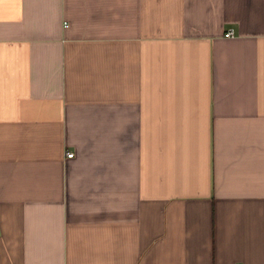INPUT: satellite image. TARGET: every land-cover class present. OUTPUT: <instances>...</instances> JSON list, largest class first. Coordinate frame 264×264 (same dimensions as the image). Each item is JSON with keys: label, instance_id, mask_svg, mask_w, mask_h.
Wrapping results in <instances>:
<instances>
[{"label": "crops", "instance_id": "0c3cea01", "mask_svg": "<svg viewBox=\"0 0 264 264\" xmlns=\"http://www.w3.org/2000/svg\"><path fill=\"white\" fill-rule=\"evenodd\" d=\"M0 264H264V0H0Z\"/></svg>", "mask_w": 264, "mask_h": 264}, {"label": "built area", "instance_id": "2783aa9c", "mask_svg": "<svg viewBox=\"0 0 264 264\" xmlns=\"http://www.w3.org/2000/svg\"><path fill=\"white\" fill-rule=\"evenodd\" d=\"M234 32H235L234 28H229L226 33H227V35H233ZM67 155L68 156H73L74 152L73 151H68Z\"/></svg>", "mask_w": 264, "mask_h": 264}]
</instances>
